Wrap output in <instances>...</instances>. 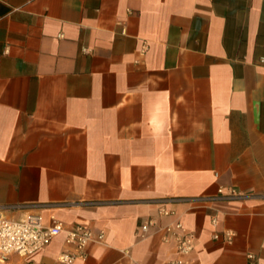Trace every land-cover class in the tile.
<instances>
[{"label":"crops","instance_id":"crops-1","mask_svg":"<svg viewBox=\"0 0 264 264\" xmlns=\"http://www.w3.org/2000/svg\"><path fill=\"white\" fill-rule=\"evenodd\" d=\"M263 59L264 0H0V207L103 231L78 264H167L175 219L189 264H264Z\"/></svg>","mask_w":264,"mask_h":264},{"label":"built area","instance_id":"built-area-1","mask_svg":"<svg viewBox=\"0 0 264 264\" xmlns=\"http://www.w3.org/2000/svg\"><path fill=\"white\" fill-rule=\"evenodd\" d=\"M219 191L223 193L222 189ZM229 195L237 196L239 192L233 189ZM160 214L172 216L175 212L161 208ZM213 221L216 222V218ZM155 224L156 219L151 217L142 224V232H149L151 226ZM162 229L164 240L174 241L176 244L177 257L169 260L167 264H189L186 257L194 250V233L180 219L173 220L163 226ZM61 234H65L66 244L73 248V250L63 251L59 255L58 261L61 264H78V260H86L89 244L95 241L100 242L105 237L103 231L96 233L90 227L81 224L68 228L62 221L55 218H53L51 224H45L43 216L38 210H28L22 218L18 220L11 219L7 216L5 210L0 207V264H12L9 263V257L13 253L23 257L31 255ZM226 235L227 239L233 237L231 232H227ZM219 237V234H215L216 239ZM129 264H138V262L132 259Z\"/></svg>","mask_w":264,"mask_h":264}]
</instances>
